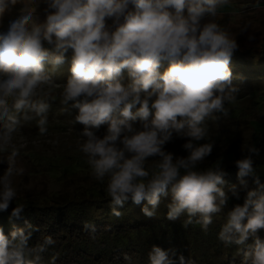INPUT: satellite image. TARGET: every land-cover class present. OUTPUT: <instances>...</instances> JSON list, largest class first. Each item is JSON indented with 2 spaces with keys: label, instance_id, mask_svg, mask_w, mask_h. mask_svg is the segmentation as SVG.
<instances>
[{
  "label": "clouds",
  "instance_id": "clouds-1",
  "mask_svg": "<svg viewBox=\"0 0 264 264\" xmlns=\"http://www.w3.org/2000/svg\"><path fill=\"white\" fill-rule=\"evenodd\" d=\"M18 3L24 5L19 14L6 28L0 27V153L10 149L8 167L0 175V212L16 200L13 178L25 172L17 166L19 149L13 136L32 121L39 134L47 133L50 105L45 86L50 90V73L71 49L70 75L60 102L71 101L70 107L78 110L73 122L84 126L78 148L91 175L105 184L112 214L119 217L115 206L129 200L146 201L141 211L151 217L161 197L170 195L167 218L187 213L185 226L196 223L206 231L212 214L229 200L222 160L205 170L198 168L214 147L206 118L213 113L226 116L225 104L235 101L229 64L238 44L216 21L218 10L229 0H43L45 21L39 24L33 22L36 9L29 0H0V23ZM246 29L244 25L241 31ZM163 61L168 67L161 72ZM122 71L127 84L122 83ZM102 125L107 127L100 136ZM174 136L188 138L182 145L186 156L165 149ZM201 140L206 142L197 143ZM246 151L248 155L235 161L239 183L246 188L244 178L253 176L264 189L253 169L252 154L258 149L249 145ZM153 157L158 159L149 162ZM228 193L240 199L236 185ZM23 207L12 209L9 222L21 218ZM260 229L264 190H248L243 204L228 212L218 238L226 245H243L252 237L241 264H264ZM35 230L26 222L25 229L5 235L0 227V264H41V254L54 241L46 236L43 243L29 247ZM148 260L191 264L183 255L173 259L158 246L151 248ZM54 261L55 257L50 264Z\"/></svg>",
  "mask_w": 264,
  "mask_h": 264
},
{
  "label": "trees",
  "instance_id": "trees-1",
  "mask_svg": "<svg viewBox=\"0 0 264 264\" xmlns=\"http://www.w3.org/2000/svg\"><path fill=\"white\" fill-rule=\"evenodd\" d=\"M40 1L35 0L33 3L38 4ZM19 5L12 9L19 10ZM225 5H227L225 8H232V5ZM12 17L13 14L10 15V18ZM109 22L111 23L110 20ZM254 43L256 45L248 49L238 48L230 61L232 84L236 92L235 101L225 104L228 114L225 116L213 113L205 120L210 139L217 142L214 143L210 155L198 165V168L205 170L218 159L222 160V167L227 173L223 188L229 195V200L221 211L212 214V222L206 231L196 223L185 226L187 213L181 214L175 220L168 219L166 206L171 202L170 195L161 197L156 213L151 217L141 211L142 207L147 205L146 201L135 204L131 200L122 206H115L121 213L117 217L112 214L113 205L104 190L105 184H100L98 186L101 189L87 194L82 193L77 195V198L58 195L52 199L36 198L11 202L6 211L0 212V227L3 228L4 234L8 235L15 228L25 229L27 222L37 229L32 232L28 241L29 247L43 243L44 237L50 236L54 243L48 245L41 254V264H50L53 257L54 264H149L148 253L153 246L168 250L173 259L183 255L191 264H233L240 261L242 254L250 250L253 238L249 237L243 245H226L218 238V234L227 220L228 212L235 205L243 204L248 190H264L259 189L253 176L245 177L247 186L241 187L237 178L238 169L235 166V161L248 153L246 149L239 148L241 140L233 131L249 129L252 132L251 146L258 149L256 154H252L254 173L259 178V184L264 185V123L250 119L255 110L264 106V38L256 39ZM44 46L51 50L52 46L46 43ZM71 56L72 50L69 49L65 53V62L55 72L50 73L52 83L67 81L70 75ZM167 67V61H163L159 70L163 72ZM122 77V83H129L126 71H122ZM248 98L250 104L245 107V103L242 105V102ZM54 102L49 103L48 114L60 116L57 118L59 122L66 123L70 117L74 118L77 114L70 107L71 101L68 105L61 104L64 107L62 110L57 108V101ZM77 126L79 129L84 127L79 123L74 127ZM58 129L60 128L53 127L55 131ZM225 133L226 136L222 137L221 135ZM217 136L220 137L217 139ZM205 142L201 140L197 143ZM186 155L185 150L174 154L180 157ZM155 159L158 158L154 157L153 160ZM231 185L237 186L240 199L228 193ZM17 204L24 206L21 218L9 222L10 213ZM257 235L264 238V229L258 230Z\"/></svg>",
  "mask_w": 264,
  "mask_h": 264
},
{
  "label": "rangeland",
  "instance_id": "rangeland-1",
  "mask_svg": "<svg viewBox=\"0 0 264 264\" xmlns=\"http://www.w3.org/2000/svg\"><path fill=\"white\" fill-rule=\"evenodd\" d=\"M34 1L29 0V6L36 9L33 22L38 24L43 23L45 21L43 9L46 5L43 3V0L38 4L33 3ZM18 4H20L19 10L12 9L5 12L0 27L6 28L9 21L16 18L24 6L21 3ZM227 4L232 5V8H225L227 5L222 6L218 10L216 21L234 35L239 49H248L255 44L254 40L264 38V0H229ZM11 14L14 17L10 18ZM107 23H110L109 20ZM244 25H247V29L242 32L241 28ZM249 36L253 38L249 39ZM65 83L66 81L64 80L61 83H52L50 90L48 86H45V91H48L47 102L55 103L54 101H57V108L61 110L64 107L60 102V93ZM244 103L245 107H247L250 104V98L242 102V105ZM72 109L78 113L77 109ZM59 114L62 115L61 112ZM47 115L48 131L46 134H39L35 121H32L24 124L13 136V143L19 149L16 163L17 166L23 167L25 172L24 175L13 178V183L18 189V195L16 200L12 202L36 198L52 199L58 195L77 198V195L82 193L87 194L93 190L101 189L98 185L103 183L96 181L91 175L86 157L78 148V144L82 142L79 133L84 127L81 129L78 126L74 127L78 122H73V117H70L66 123H61L57 119L60 116L48 113ZM250 119L264 123V106L255 110ZM55 126L60 129L53 130ZM136 126H139V123H136ZM106 127L107 125H102L97 131V135L102 136ZM233 132L241 140L239 141V148L244 150L249 145H252V132L249 129H244V131L234 130ZM221 136L225 137L226 133ZM219 137L217 136V139ZM187 139L174 137L165 145V149L173 154H178L184 150L182 145ZM216 142L215 140L214 143ZM8 151L10 149H6L5 152L0 153V175H3L5 169L8 167ZM153 158L148 159L151 161ZM75 163H79V165ZM243 256L244 253L240 261L233 264H241Z\"/></svg>",
  "mask_w": 264,
  "mask_h": 264
}]
</instances>
